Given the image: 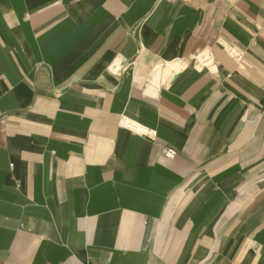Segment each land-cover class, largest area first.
Returning a JSON list of instances; mask_svg holds the SVG:
<instances>
[{
	"label": "crops",
	"instance_id": "0c3cea01",
	"mask_svg": "<svg viewBox=\"0 0 264 264\" xmlns=\"http://www.w3.org/2000/svg\"><path fill=\"white\" fill-rule=\"evenodd\" d=\"M0 264H264V0H0Z\"/></svg>",
	"mask_w": 264,
	"mask_h": 264
},
{
	"label": "built area",
	"instance_id": "2783aa9c",
	"mask_svg": "<svg viewBox=\"0 0 264 264\" xmlns=\"http://www.w3.org/2000/svg\"><path fill=\"white\" fill-rule=\"evenodd\" d=\"M194 64L198 69H204V68H211L215 64V58L214 55L210 51H204L201 52L194 60ZM129 128L133 129L135 127H138L136 124L134 125L130 121L126 122ZM139 128V127H138ZM168 159H174L176 157V152L174 149L169 148L165 151L164 154Z\"/></svg>",
	"mask_w": 264,
	"mask_h": 264
}]
</instances>
